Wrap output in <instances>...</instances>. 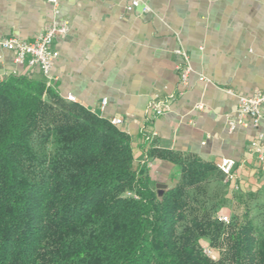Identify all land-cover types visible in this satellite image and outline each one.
I'll return each mask as SVG.
<instances>
[{
	"label": "crops",
	"instance_id": "0c3cea01",
	"mask_svg": "<svg viewBox=\"0 0 264 264\" xmlns=\"http://www.w3.org/2000/svg\"><path fill=\"white\" fill-rule=\"evenodd\" d=\"M59 2L55 16L44 0H0V41L30 42L53 19L67 22L68 32L53 43L50 88L103 119L120 118L150 184L180 180L171 162L145 159L150 146L213 165L231 159L238 203L264 205V160L246 153L252 139L264 144V120L233 130L229 124L237 119L236 96L264 92V0H144L147 14L127 12L130 0ZM177 51L189 59L187 86ZM11 76L46 83L38 69L16 65L0 48V82ZM155 96L168 109L154 118Z\"/></svg>",
	"mask_w": 264,
	"mask_h": 264
},
{
	"label": "trees",
	"instance_id": "16d2710c",
	"mask_svg": "<svg viewBox=\"0 0 264 264\" xmlns=\"http://www.w3.org/2000/svg\"><path fill=\"white\" fill-rule=\"evenodd\" d=\"M145 153L177 167L179 182L150 184L127 134L43 79L1 81L0 264H264L248 210L227 227L222 208L198 215L191 192L222 176L215 165Z\"/></svg>",
	"mask_w": 264,
	"mask_h": 264
},
{
	"label": "built area",
	"instance_id": "2783aa9c",
	"mask_svg": "<svg viewBox=\"0 0 264 264\" xmlns=\"http://www.w3.org/2000/svg\"><path fill=\"white\" fill-rule=\"evenodd\" d=\"M44 1L51 5L53 14L57 16L60 8L59 0ZM136 8H141L143 14L150 12L149 7L144 0H130V3L126 6L125 10L127 12H132ZM67 32L68 23L65 21L59 23L55 18L48 23L32 41L24 42L13 38L2 39L0 41V48L13 54V61L16 65H24L29 68L38 69L45 78L47 87H51L50 71L53 67L54 61L58 57V52L54 50L53 43L56 37L65 35ZM176 54L180 55L183 59V64L176 67L180 83L183 86H187L188 77L192 72L188 56L182 51H177ZM200 80L204 81V78H200ZM236 98L237 119L236 121H231L229 123L231 130H233L236 125H244L247 120L250 121L253 127L257 126L260 121L264 120V92H257L250 97L236 96ZM65 100L67 102H75L73 96H67ZM105 105L106 101L103 100L101 106L103 107ZM167 109L168 104L165 101L159 100L158 97L155 96V100L151 105L152 116L154 118L159 117L163 115ZM108 121L111 125L117 128L123 124V121L120 118H111ZM148 137H151V135H148ZM246 153L249 156H256L260 161H263L264 144H261L259 139H252L247 146ZM235 165L234 160L225 158H222L217 164H215L218 172L224 178L225 183H230L229 185L234 187L235 184L232 183L235 181ZM217 219L222 224L229 223V218L225 214L219 215ZM203 253L207 257H211L213 254L210 247H203Z\"/></svg>",
	"mask_w": 264,
	"mask_h": 264
},
{
	"label": "rangeland",
	"instance_id": "374dc122",
	"mask_svg": "<svg viewBox=\"0 0 264 264\" xmlns=\"http://www.w3.org/2000/svg\"><path fill=\"white\" fill-rule=\"evenodd\" d=\"M225 180L222 176L216 177L211 183L223 182ZM207 184L199 187L198 190L191 192V197L194 198L195 206L196 204H200L204 209L198 213L199 216L206 213H215L219 211L221 208V212L228 216L229 223L224 224L225 227L233 224L235 225L237 221L239 222L243 213L248 210L250 213V218L253 220V224L257 228H261L264 231V205H255L253 204H244L238 203V197L236 193L238 189L236 186H231L229 184ZM171 185V184H170ZM230 193V194H229ZM246 205V207H245ZM196 208V207H195ZM226 232V229L225 231ZM224 236V235H223ZM222 235L217 241V243L211 245L210 247L216 248L219 247L221 243ZM206 242H202L204 245ZM204 247H208L204 245ZM222 247V246H220ZM223 249H221V253Z\"/></svg>",
	"mask_w": 264,
	"mask_h": 264
},
{
	"label": "water",
	"instance_id": "95a60500",
	"mask_svg": "<svg viewBox=\"0 0 264 264\" xmlns=\"http://www.w3.org/2000/svg\"><path fill=\"white\" fill-rule=\"evenodd\" d=\"M166 186L164 185H157V188H165Z\"/></svg>",
	"mask_w": 264,
	"mask_h": 264
}]
</instances>
